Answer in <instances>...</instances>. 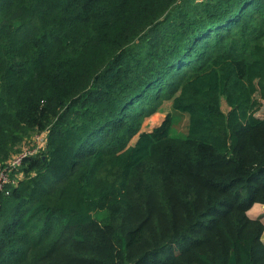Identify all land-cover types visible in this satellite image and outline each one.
I'll return each instance as SVG.
<instances>
[{"label": "trees", "instance_id": "1", "mask_svg": "<svg viewBox=\"0 0 264 264\" xmlns=\"http://www.w3.org/2000/svg\"><path fill=\"white\" fill-rule=\"evenodd\" d=\"M261 106L264 0H0V264H264Z\"/></svg>", "mask_w": 264, "mask_h": 264}, {"label": "rangeland", "instance_id": "2", "mask_svg": "<svg viewBox=\"0 0 264 264\" xmlns=\"http://www.w3.org/2000/svg\"><path fill=\"white\" fill-rule=\"evenodd\" d=\"M222 107L225 111L229 110V105L227 104L226 101H223L222 103ZM172 112L174 114L175 120H174V129L175 130H181V131H185L187 128V124H188V116L186 113H181L179 111H175L172 107H171V101L166 100L164 101V103L151 115L147 116L142 124H141V129L140 130H152L154 127L158 126L159 124H161V122L164 120L166 114L168 112ZM257 115L259 117H264V106L260 107L257 111ZM49 128L46 129H41V130H35L32 131L31 134L29 136H27L21 143L17 144L15 146V148L12 150V154L3 162H0V170L3 166L6 165H11L13 164V162L16 160L17 156H19L20 154H22L24 151L28 150L29 148H31L32 146V139L34 136H36L37 134H40L41 132H45L46 134H48ZM138 134L135 135L129 144H132L135 142L136 138H137ZM24 162V161H23ZM259 203V202H258ZM263 204V203H262ZM262 214H264V211L262 212ZM253 217H256L255 214H253ZM262 220H263V215L261 216Z\"/></svg>", "mask_w": 264, "mask_h": 264}, {"label": "built area", "instance_id": "3", "mask_svg": "<svg viewBox=\"0 0 264 264\" xmlns=\"http://www.w3.org/2000/svg\"><path fill=\"white\" fill-rule=\"evenodd\" d=\"M33 143L31 148L24 151L17 156L16 160L11 165L3 166L0 170V189H5L10 182H16L17 177L23 175V171L18 170L23 161L33 155L40 153L47 145V134L41 132L32 139ZM16 176V177H15Z\"/></svg>", "mask_w": 264, "mask_h": 264}, {"label": "crops", "instance_id": "4", "mask_svg": "<svg viewBox=\"0 0 264 264\" xmlns=\"http://www.w3.org/2000/svg\"><path fill=\"white\" fill-rule=\"evenodd\" d=\"M264 211V204L262 203H255L252 208L249 210V214L253 217V214H255V216H264V214H262V212ZM263 221H264V217H263ZM263 239H264V233H263Z\"/></svg>", "mask_w": 264, "mask_h": 264}]
</instances>
